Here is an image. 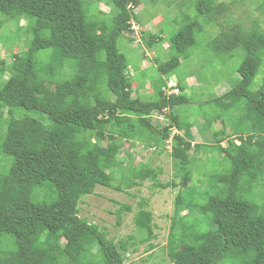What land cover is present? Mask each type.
<instances>
[{
    "label": "trees",
    "instance_id": "trees-1",
    "mask_svg": "<svg viewBox=\"0 0 264 264\" xmlns=\"http://www.w3.org/2000/svg\"><path fill=\"white\" fill-rule=\"evenodd\" d=\"M106 3L115 13L108 22L88 17L83 0H0V31L13 19L31 28L27 51L12 54L8 63L0 59V155L6 158L0 172V264H123L126 254L136 252L135 237L108 239L79 217V203L98 187L122 193L144 181L177 190L167 239L171 264H264V74L259 88L251 90L264 63V27L255 20L248 27L229 23L230 6L215 0H193L194 17L177 7L181 20L171 21L177 26L167 41L163 33L169 26L141 38L152 48L168 42V59H154L161 78L152 83L153 93L133 98L119 42H132L134 10L144 3L155 9L159 0ZM222 17L227 18L224 27ZM216 26L219 31L211 38L205 28ZM201 37L207 40L201 68L206 71L211 60L234 61L238 76L233 87L208 102L230 133L212 134L209 149L222 167L216 187L202 192L193 179L208 174L202 167L209 155L203 163L197 158L207 146L194 143L193 125L172 113L191 101L180 83L177 95L161 91L170 77L180 79L178 58L198 51ZM67 69L72 75L58 81L67 77ZM103 91H108L105 98ZM204 103H198L200 109ZM165 110L168 124H152ZM23 112L44 115L48 123ZM155 139L161 149L170 142L173 167L184 172L179 181L162 184L160 169L139 164L114 186V174L132 165L133 155L121 157L125 145L148 149ZM146 206L138 204L132 223L149 242L155 234ZM189 209L195 214L191 218L183 215ZM131 211L121 205L116 225Z\"/></svg>",
    "mask_w": 264,
    "mask_h": 264
},
{
    "label": "rangeland",
    "instance_id": "rangeland-1",
    "mask_svg": "<svg viewBox=\"0 0 264 264\" xmlns=\"http://www.w3.org/2000/svg\"><path fill=\"white\" fill-rule=\"evenodd\" d=\"M83 1L84 8L88 11V17L96 16L98 19L108 22L110 18L115 15L114 11L106 3V0ZM192 1L159 0L156 6L157 8L155 9L148 8V5L144 3L134 10V13L137 15V20L131 22V29L134 32L131 38L132 42H128L126 39L120 40L119 42L120 50L127 59L126 63L129 68L128 80L131 84L130 92L133 98L146 97L153 93L152 83L161 78L155 71L153 65L154 59H163L164 61L168 59L166 57L169 45L168 42L162 46L152 48L150 45H145L142 39H147L151 35L158 34L161 28L169 26L165 33H163L167 41L170 34L175 31V26H177L171 21L175 20V22H180L181 20V17L177 15L179 10L177 7L182 5L184 9H182V11L194 17V9L190 6L192 5ZM163 3L170 4L171 7L166 8ZM215 3H224L230 6L228 21H230L229 23L231 24L237 23L241 24L243 27H248L250 23L255 20L261 27H264V0H215ZM218 20L219 23L222 24V27L227 25V18L223 19L222 17ZM205 30L211 38L216 36L219 31L217 26L212 29L205 28ZM0 36V59L8 63L10 62L9 59L12 54L27 51L31 39V28L26 21H16L13 19L3 25ZM206 41V37H201L198 51H193L194 54L192 55L179 56L178 59L182 65L177 70L176 74L180 79L176 78V76H172L170 77L171 79L166 81V83L171 82L174 85L180 83L179 86L184 89V95L191 101V104L174 108L172 113L182 116L184 121L193 125L191 135L194 143L206 144L207 146L204 152H202L203 150L199 152L197 158L203 163L209 155L210 162L207 166L202 167L203 170H208V174L203 177H197L194 174L193 179L194 185H196L201 192L205 189H213L216 187V173L220 171L222 167L217 163L218 156L211 153L209 149V147L214 144L212 134L223 133L229 135L230 133L217 107L213 103L208 102H210L212 98L220 96L228 91L238 81V76L233 71L235 66L234 61L222 64L219 60L221 62L220 64L219 62L211 60L210 64L207 65L206 71L204 68H201L204 65V57H206ZM146 58H150L151 60L148 61ZM54 59L60 61L58 50L54 51ZM192 61L196 68L190 65ZM66 72L67 77L61 76L58 81H64L72 75L69 69H67ZM263 74L264 63L254 80L251 90L259 88L262 83ZM205 75L210 77L209 80ZM7 77L8 76L5 75L3 80H6ZM101 93L100 95L103 98L108 96V91H103ZM202 99L206 100V103H204L203 107L200 109L198 103L202 101ZM203 112L206 113V115L202 116ZM22 115L34 118L44 124L48 123L47 118L39 113L23 112ZM166 116H169L168 110H165L162 116H154L152 118V124L166 126L169 122ZM174 133L173 129L171 134ZM237 144L239 143L237 142ZM222 146H226L225 141L222 142ZM127 152L133 155L132 165L129 166L127 163L126 167L122 168L123 170L121 173L116 172L114 174V186H121L124 181L123 177H129L130 170L139 169V164L141 166L145 165L150 168L160 169L161 174L159 175V181L162 184L170 182L177 183L179 181L178 177L184 173L173 167L172 158L170 157V142L166 144L164 149L159 147L158 139H155L152 147L148 149H143L142 146L136 144L131 150L125 145L121 151V157L124 158ZM4 159L6 158L0 155V172L5 164V162H3ZM125 162H127V160ZM197 167L199 168V166ZM258 193L260 192L258 191ZM49 194L47 191V197ZM176 194L177 190L172 187L167 189L154 188L149 181H144L140 183L138 187L122 193L98 187L93 195L81 199L79 203V217L85 219L90 224L96 225L107 234L108 239L114 242L126 239L131 235L135 237L136 252L130 251L126 254L123 264H171L168 259L170 250L167 248V239L171 223L170 220L173 216L174 198ZM37 200L38 197L34 196L33 201ZM143 201L147 205L146 210L151 212L153 216V234H155V237L149 242L143 241L147 238L146 232L144 230H136L132 223L133 214L138 210V204ZM121 205L130 206L132 211L123 214L121 224L117 226L115 212ZM183 215L185 217L190 216L191 218L195 214L189 209L184 212ZM197 215L199 216L198 213ZM95 258L96 261L99 262L100 258L98 254L95 255Z\"/></svg>",
    "mask_w": 264,
    "mask_h": 264
},
{
    "label": "built area",
    "instance_id": "built-area-1",
    "mask_svg": "<svg viewBox=\"0 0 264 264\" xmlns=\"http://www.w3.org/2000/svg\"><path fill=\"white\" fill-rule=\"evenodd\" d=\"M166 85L167 86L161 89L164 95L169 96L178 94V89L176 88V85L172 84L171 82H168Z\"/></svg>",
    "mask_w": 264,
    "mask_h": 264
},
{
    "label": "crops",
    "instance_id": "crops-1",
    "mask_svg": "<svg viewBox=\"0 0 264 264\" xmlns=\"http://www.w3.org/2000/svg\"><path fill=\"white\" fill-rule=\"evenodd\" d=\"M166 57H167V55H166ZM168 58V57H167ZM148 61H150L151 59L150 58H146ZM155 59H157V58H155ZM195 59V58H194ZM160 60V59H159ZM161 61L163 62L164 60L163 59H161ZM166 61V60H165ZM192 67H195L196 68V66L194 65V63H193V61H192V63L190 64ZM134 67H136V66H134ZM137 71H140V70H137ZM136 71V72H137ZM175 77V76H174ZM171 79V78H170Z\"/></svg>",
    "mask_w": 264,
    "mask_h": 264
},
{
    "label": "clouds",
    "instance_id": "clouds-1",
    "mask_svg": "<svg viewBox=\"0 0 264 264\" xmlns=\"http://www.w3.org/2000/svg\"><path fill=\"white\" fill-rule=\"evenodd\" d=\"M132 28V27H131ZM165 84H167L166 82H165ZM166 86V85H165Z\"/></svg>",
    "mask_w": 264,
    "mask_h": 264
}]
</instances>
